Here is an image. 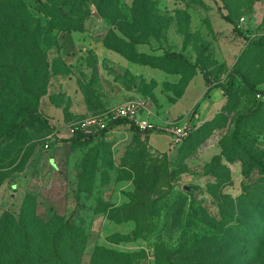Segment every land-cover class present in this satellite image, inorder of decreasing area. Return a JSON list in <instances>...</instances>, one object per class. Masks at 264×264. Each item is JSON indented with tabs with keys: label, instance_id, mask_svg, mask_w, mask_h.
<instances>
[{
	"label": "rangeland",
	"instance_id": "374dc122",
	"mask_svg": "<svg viewBox=\"0 0 264 264\" xmlns=\"http://www.w3.org/2000/svg\"><path fill=\"white\" fill-rule=\"evenodd\" d=\"M16 1L0 0V234L6 214L30 234H79L61 229L75 226L87 235L82 264L98 248L156 264L158 245L205 243L243 185L260 179L244 170L264 163V47L251 44L264 39V0H21L29 30ZM86 32L107 54L87 50L71 73L62 39ZM131 100L157 133L120 125L91 142L50 144L36 117H21L36 110L75 124ZM192 121L196 132L172 143L165 129ZM154 166L160 183L139 193L137 170ZM128 217L149 226L141 234ZM57 237L71 251L72 236Z\"/></svg>",
	"mask_w": 264,
	"mask_h": 264
},
{
	"label": "trees",
	"instance_id": "16d2710c",
	"mask_svg": "<svg viewBox=\"0 0 264 264\" xmlns=\"http://www.w3.org/2000/svg\"><path fill=\"white\" fill-rule=\"evenodd\" d=\"M8 2L14 3L12 0H8ZM10 8L14 9L12 11L18 18L25 21V29L29 30L33 21L22 1L17 0L16 5L10 4ZM223 19L234 27L236 33H240L237 24L231 17L223 15ZM59 30L68 31L69 29ZM70 30L71 32L74 31L73 28ZM251 44L264 47V39L252 41ZM168 56L173 60L188 63L182 54L170 53ZM224 95L230 97L231 91H226ZM26 114L25 116L24 112L22 113L23 120L36 117L51 134L53 129L50 121L39 116L36 110H29ZM120 125H127L132 131L140 132L133 124L120 120L109 126L99 136L87 137L78 134L63 142L71 145L91 142ZM195 132L196 128L191 136ZM253 164L251 169L244 170V176L249 179L253 171H258L260 179L243 185L241 195L228 205L230 210H222L221 229L210 236H206L205 243L199 245L196 242L193 246H182L176 250H169L158 245L156 264H264V163L254 160ZM159 169L155 166L151 167L150 173L147 167L137 170L136 187L139 193L145 192V187L151 188L160 183ZM132 201H137V196H134ZM127 220L136 221L137 230L141 234L144 233V228L149 226H145V222L139 217H128L125 221ZM67 228L79 234H44L47 237L45 238L43 234H30V231L14 216L4 215L1 221V229L4 230V234H0V264H71L72 258H74L73 264H82L84 250L80 245L87 241V235L75 226L67 225L61 229L67 231ZM59 235L72 236L71 251L55 244ZM52 236H56L54 237L55 241L50 239ZM139 237L141 236L136 234V238ZM41 241H44L45 247L39 249L37 247ZM242 246L246 247L244 248L247 249L248 254L242 252ZM138 256L135 253L126 254L98 248L93 256L92 264H133L135 260L140 259Z\"/></svg>",
	"mask_w": 264,
	"mask_h": 264
},
{
	"label": "built area",
	"instance_id": "2783aa9c",
	"mask_svg": "<svg viewBox=\"0 0 264 264\" xmlns=\"http://www.w3.org/2000/svg\"><path fill=\"white\" fill-rule=\"evenodd\" d=\"M144 103L139 100H131L123 105L117 106L108 113L90 116L81 122H77L70 126L64 127L62 130H57L54 126L53 131L49 136L50 144L63 142L72 137L82 134L84 136H99L100 133L106 131L109 126L120 121L125 120L133 124L142 133H157L158 130L147 120L143 119L142 113L144 111ZM195 127L193 123H183L179 126H173L165 129L171 137L174 144H180L187 140L193 133ZM49 145H46L48 148Z\"/></svg>",
	"mask_w": 264,
	"mask_h": 264
},
{
	"label": "crops",
	"instance_id": "0c3cea01",
	"mask_svg": "<svg viewBox=\"0 0 264 264\" xmlns=\"http://www.w3.org/2000/svg\"><path fill=\"white\" fill-rule=\"evenodd\" d=\"M91 35L93 34L89 32H86L85 34H80L79 36L76 34H68L67 36H64V38L62 39V55L61 56H62L64 64L70 70L71 73L78 72L81 69L80 65L85 64L87 57L84 56V53L87 50L95 49L96 52L94 53L97 55V52H98L100 56L107 54V51L105 49H102L101 43H98L96 45L94 44L95 41H93V39L89 37ZM84 36H86V38H84ZM97 46L101 47L99 51H97L96 49ZM98 60L100 61V63H102L101 58H98ZM132 71L136 73L137 69L133 67ZM75 93L76 95H82V93L80 92H75ZM213 93H216V91L213 90L209 96H211ZM106 94H108V91L106 92ZM218 95L220 97V94L218 93L215 96H218ZM83 105H84L83 107L87 106L85 105V102L83 103ZM71 111L73 112V110ZM192 123L194 125L197 123V121H192ZM50 124L54 127H57V130L59 129L62 130L64 127L70 126L73 123H66L60 120H54V121H51Z\"/></svg>",
	"mask_w": 264,
	"mask_h": 264
}]
</instances>
